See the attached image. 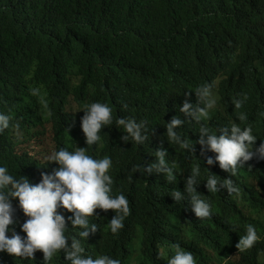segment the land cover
<instances>
[{
  "label": "clouds",
  "instance_id": "clouds-1",
  "mask_svg": "<svg viewBox=\"0 0 264 264\" xmlns=\"http://www.w3.org/2000/svg\"><path fill=\"white\" fill-rule=\"evenodd\" d=\"M131 1L144 15L164 0ZM254 14L239 51L129 27L91 61L0 81V264H198L200 243L264 264V14ZM140 74L150 115L134 95Z\"/></svg>",
  "mask_w": 264,
  "mask_h": 264
},
{
  "label": "trees",
  "instance_id": "trees-1",
  "mask_svg": "<svg viewBox=\"0 0 264 264\" xmlns=\"http://www.w3.org/2000/svg\"><path fill=\"white\" fill-rule=\"evenodd\" d=\"M33 7L36 6L23 0H0V81L6 80L10 86L18 80L21 84L24 79L36 82L34 74L41 66H55L60 59L91 61L97 52L102 56L115 44L114 36L129 27L151 36L192 37L196 45L203 47L228 42L239 51L246 45L244 21L256 9L260 10L259 15L264 14V0H164L144 15L131 0H56L53 8L46 11ZM119 44L116 48L125 56L134 54L125 47L131 42ZM261 46L264 47V40ZM151 60L152 54H145L144 67ZM137 63L142 64V59ZM120 70L124 72L123 68ZM90 71L86 72L87 78ZM137 78L140 93L134 95H143V105L138 104V108L150 115L156 106L155 97L144 74ZM14 90L3 89L1 95L12 97ZM23 95L32 106L33 98ZM198 246H202L196 251L198 264L235 263L228 257L234 251L231 244L225 252L215 244ZM238 263L251 264L243 252Z\"/></svg>",
  "mask_w": 264,
  "mask_h": 264
}]
</instances>
